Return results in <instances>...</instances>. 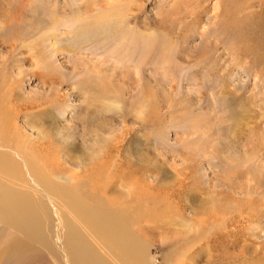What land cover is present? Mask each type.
Returning <instances> with one entry per match:
<instances>
[{"label": "rangeland", "instance_id": "obj_1", "mask_svg": "<svg viewBox=\"0 0 264 264\" xmlns=\"http://www.w3.org/2000/svg\"><path fill=\"white\" fill-rule=\"evenodd\" d=\"M263 49L264 0H0V264H80L76 205L125 217L126 264H264Z\"/></svg>", "mask_w": 264, "mask_h": 264}, {"label": "bare ground", "instance_id": "obj_2", "mask_svg": "<svg viewBox=\"0 0 264 264\" xmlns=\"http://www.w3.org/2000/svg\"><path fill=\"white\" fill-rule=\"evenodd\" d=\"M118 4H119V2H118ZM87 10L90 11L89 9H87ZM87 10H86V12H87ZM82 14L85 15L83 10H82ZM119 14H118L119 16H123V14H121V12ZM83 18H85V17H82L81 19H83ZM122 19H115V21L116 20L121 21ZM110 21H112V20H110ZM113 21H114V19H113ZM81 23H82V25H80L77 29V32H75L76 36H79L78 38L86 36L87 38L92 37V39L94 38V40H95L96 37L98 39L103 38L107 33H109L110 29H112V31L114 32L113 26L107 20H105V18H103V16H100L99 19H97L95 17V19L92 22L82 21ZM114 29H116V28H114ZM257 57L260 61L262 60L261 59L262 57L264 58V49L260 53V55H257ZM262 61L264 62V60H262ZM45 138H47V135L45 136ZM6 142L7 141L0 139V144L6 143ZM10 151L13 152L18 157V160H21V162L23 164L27 165L25 153H22L20 151V153L23 155V157H20V155H18V152L16 151V149L14 147L11 148ZM215 159L218 160L217 158H215ZM217 166H219V165L217 164ZM29 170L34 175L36 174L40 179H43L44 177L46 178L45 174H42L44 177L40 176L39 173L34 169V167L31 164H29ZM56 178L59 179L58 176H56ZM55 183H57V182H55ZM58 184H60V183H58ZM60 185L61 186H60L59 192H65L64 190L66 189L65 188L66 186L63 184H60ZM79 201H80V199H77L75 201L71 200L70 202L78 204ZM6 207H8V208L0 207V214H5L6 215L5 218L7 220L9 218H16L19 215V213L16 211L14 206H10V207L6 206ZM75 208H76V211L78 212V215H79L78 216L79 224L81 226L88 227L85 230H82L83 233L78 228H72V227L68 228V232H67L66 237L70 241V243L74 245L75 250H78L76 252V256L74 255V258H76V262H80V264H102V262L105 261L104 258L101 256V254H95V255L88 256V255L82 253L81 251H79V250H86L91 245L90 241L88 240L87 234L91 235V240L93 238H95L99 242H101L102 244L104 243L106 246H108V250H109L108 254H112L113 252H115L114 255L117 257L116 259L117 260H123L124 261V262H122L123 264H126L127 262H133V257L135 255H133V253L131 251H129V247L135 243L136 236L133 233H130L128 231L127 225L125 222V217L122 218V221H120L119 223H116L114 217L106 218V220H102L99 217V209H97V208L91 209V211L88 213L83 212L77 205ZM34 224H35L34 219L32 221H24V222H21L20 224H18L15 229L19 233H21V235L24 238L38 239L39 233L36 230ZM111 227L118 229V231H123L125 229L123 247L120 244L119 237L111 231ZM21 242H23V244L25 245L24 241H20V242H18V244L23 245ZM139 243L140 242L138 241L137 249L144 259L143 262H145V261H147V254L144 253L145 252L144 249L141 250V248L139 247ZM69 259L71 261L74 260L72 258H69Z\"/></svg>", "mask_w": 264, "mask_h": 264}]
</instances>
